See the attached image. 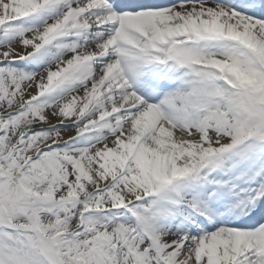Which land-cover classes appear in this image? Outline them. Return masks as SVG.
I'll return each instance as SVG.
<instances>
[{"label":"snow or ice","instance_id":"snow-or-ice-1","mask_svg":"<svg viewBox=\"0 0 264 264\" xmlns=\"http://www.w3.org/2000/svg\"><path fill=\"white\" fill-rule=\"evenodd\" d=\"M0 264H264V0H0Z\"/></svg>","mask_w":264,"mask_h":264}]
</instances>
